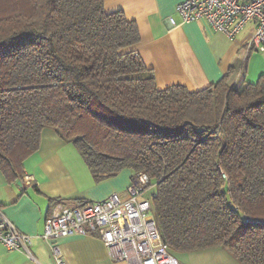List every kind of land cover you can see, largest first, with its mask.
<instances>
[{
    "label": "trees",
    "instance_id": "obj_1",
    "mask_svg": "<svg viewBox=\"0 0 264 264\" xmlns=\"http://www.w3.org/2000/svg\"><path fill=\"white\" fill-rule=\"evenodd\" d=\"M139 43L105 0H0V171L23 177L52 128L96 182L148 175L173 253L223 247L264 264V74L160 89Z\"/></svg>",
    "mask_w": 264,
    "mask_h": 264
},
{
    "label": "crops",
    "instance_id": "obj_2",
    "mask_svg": "<svg viewBox=\"0 0 264 264\" xmlns=\"http://www.w3.org/2000/svg\"><path fill=\"white\" fill-rule=\"evenodd\" d=\"M182 1L105 0L106 11H121L137 24V53L153 71L160 89L183 85L197 91L228 73L231 84L243 88L264 74V52L247 46L254 22L231 40L205 20L183 23L176 11ZM132 177V171L126 169L116 177L96 182L75 146L54 129H44L39 150L25 162L23 177L9 181L0 171L1 213L18 232L33 238L31 256L0 244V264H60L54 247L59 248L60 258L68 264H126L113 261L97 235L47 240L43 233L56 202L76 207L84 202H102L115 192L125 196ZM175 254L181 264H243L223 247Z\"/></svg>",
    "mask_w": 264,
    "mask_h": 264
},
{
    "label": "built area",
    "instance_id": "obj_3",
    "mask_svg": "<svg viewBox=\"0 0 264 264\" xmlns=\"http://www.w3.org/2000/svg\"><path fill=\"white\" fill-rule=\"evenodd\" d=\"M177 13L183 23L205 20L231 40L254 22L255 29L247 46L264 52V0H183ZM170 22L176 25L175 20ZM30 180V178H29ZM149 177L145 173L133 178L125 196L111 194L106 200L70 206L56 202L46 219L43 238L58 239L71 235H97L113 261L126 264H181L166 244L152 214V197H148ZM0 244L9 250L24 251L31 256L33 238L18 232L0 210ZM54 254L60 264H68Z\"/></svg>",
    "mask_w": 264,
    "mask_h": 264
},
{
    "label": "rangeland",
    "instance_id": "obj_4",
    "mask_svg": "<svg viewBox=\"0 0 264 264\" xmlns=\"http://www.w3.org/2000/svg\"><path fill=\"white\" fill-rule=\"evenodd\" d=\"M149 190H151L152 189V186H149V188H148Z\"/></svg>",
    "mask_w": 264,
    "mask_h": 264
}]
</instances>
